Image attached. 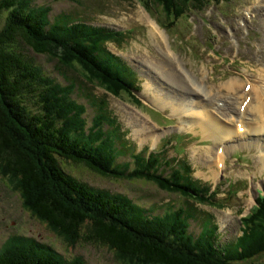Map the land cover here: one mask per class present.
I'll list each match as a JSON object with an SVG mask.
<instances>
[{"label":"trees","instance_id":"trees-1","mask_svg":"<svg viewBox=\"0 0 264 264\" xmlns=\"http://www.w3.org/2000/svg\"><path fill=\"white\" fill-rule=\"evenodd\" d=\"M143 1L148 6L159 4L178 19L189 11V3L204 7L214 0ZM33 3L0 0V165L22 183L29 211L55 228L66 244L107 246L132 264H264V196L241 219L242 235L218 243L217 228L209 220L200 223L197 234L191 232L190 220H201L196 210L155 214L127 196L89 185L66 169H84L111 181H145L196 203L209 204L215 195L191 179L185 161L169 163L165 153L135 152L104 96L86 94L94 112L87 126L86 108L74 97L79 82L136 99L135 73L105 48L107 41L122 35L81 20L70 22L71 16L52 21L48 7ZM200 11L194 7L189 13ZM38 55L55 59L58 69H69L82 80L62 71L63 84L58 82L35 62ZM22 135L30 146L23 144ZM127 154L130 161H120ZM29 184L41 193L35 200L25 189ZM0 264L86 263L80 257L66 260L32 238L11 237L0 248Z\"/></svg>","mask_w":264,"mask_h":264},{"label":"rangeland","instance_id":"rangeland-1","mask_svg":"<svg viewBox=\"0 0 264 264\" xmlns=\"http://www.w3.org/2000/svg\"><path fill=\"white\" fill-rule=\"evenodd\" d=\"M205 3L208 4L204 7L200 2L189 3L186 8L189 11L182 13V17L179 16L178 19L168 16L159 4L148 6L143 0H34L33 4L48 7L49 18L52 21L54 19L60 22L67 21V18L72 16L74 19L85 20L86 24L92 27L122 32L124 36L107 41L105 46L107 51L135 70L140 95L147 101L152 98L151 93L158 97L169 96L168 99L172 98L177 105L185 107L186 113L177 116L176 113H171L169 109L156 104L157 107H154L157 108L158 115L152 113L151 108L145 104L142 108L139 107L125 93H119L118 96L112 93L106 94L100 87H93L94 84L82 85L79 82L74 92L78 104L86 108L84 117L87 120V126H91L94 112L86 100V94L93 96L94 93L97 97L104 96L109 110L121 122L122 130L125 131L129 142L133 144L135 152L148 148V152L156 151L161 154L162 150H166L165 158L169 163L172 158L184 157L193 168L194 179L210 185L212 190L217 189L216 202L219 201L223 207L193 201H189V204L202 212L199 218L203 219L210 214L219 228H222L223 222L225 226H228L224 235L220 234L222 236H219V243L238 235L237 231L242 227L239 220L244 214H240L239 210L243 206L253 207L254 204L250 197L253 193L252 188H246L237 195L229 196L228 188L223 183L216 185L217 177L212 175L209 168L214 158L213 153L217 154L218 149L222 150V155L225 157L229 153V157L223 163V169L219 172L221 178L217 180L223 178V180L236 181L231 191L243 189L247 177H251L254 184L261 183L257 188H261L264 184V166L258 161V149L255 148L257 144L254 145L255 147L248 148H243L239 144L242 140L251 139L249 134L257 143V140H264V134L244 133L243 137L230 144L225 141L217 142L207 136L208 124H216L220 131L225 129L234 131L229 124H238L237 126L242 129L240 123H252L259 120V117L254 118L250 111L241 116L245 105L240 103L243 100L242 95L253 96V93L247 89L250 83H259L260 90L264 91V0H236L229 7L223 0ZM194 7H199L202 11L189 13ZM146 20L151 23V27L147 26ZM157 29L162 39L152 33ZM166 54L170 55L172 60ZM34 59L62 84L63 80L59 74L62 71L67 72V77L71 79L82 80L69 69H58L55 59H49L45 55L35 56ZM161 60L169 71L177 69L185 78V72H187L192 81L189 83L195 89L190 88L189 83L177 72H174V77L167 73L161 75ZM200 78H202L201 83ZM233 78L244 82L245 86L243 85L237 91L228 92L225 87ZM252 101L255 100L252 98ZM202 102L207 107L202 114L205 119L193 122L198 117L191 112ZM170 116H176L177 119L170 121L168 120ZM182 120L187 123L186 127L181 126ZM15 129L18 131L17 128ZM173 134L184 136L183 141L173 136V141H181L182 150L180 151L174 147V143L170 145L164 140L165 137H171ZM231 138L235 139L234 136ZM22 141L26 146H30L23 135ZM240 150H246L248 161L246 165L236 164V161L231 159L232 154ZM124 160H130L129 154L120 159V161ZM255 160L258 161L259 166L255 165ZM66 169L95 188L127 195L133 202L151 209L155 214L163 213L167 209L183 208L187 202L186 198L168 194L158 189L156 185L145 181H111L92 175L84 169L79 171L71 166ZM13 175L0 165V248L7 239L23 236L33 238L67 260L80 257L86 264H132L134 262L107 246L97 243L78 241L73 246L66 244L65 239L57 233L55 228L51 229L29 211L25 203V198L26 201L28 200L27 194L24 195L22 183ZM25 189L31 200H35L34 198L41 194L30 184L25 185ZM199 224L196 221L192 222L191 232L197 234L200 231ZM218 233H220L219 230ZM144 264L156 263L147 261Z\"/></svg>","mask_w":264,"mask_h":264},{"label":"bare ground","instance_id":"bare-ground-1","mask_svg":"<svg viewBox=\"0 0 264 264\" xmlns=\"http://www.w3.org/2000/svg\"><path fill=\"white\" fill-rule=\"evenodd\" d=\"M146 24H147L148 27H151L150 26L151 23L149 21H147V20H146ZM152 33H153V35L156 34L158 37H160L158 29L156 31H152ZM160 38L162 39V35H161ZM157 40H158V38H157ZM166 56L170 60H172L170 55L166 54ZM156 61H160V60H156ZM161 62H162V60H161ZM158 66H160V65L158 64ZM41 68L44 69L43 66ZM174 72H177L180 75V77H182V79L185 80L186 82H188V83L192 82L191 78H190V76H189V74L187 72H185V75H186V78H185V77H183V75L181 73H179V71L177 69L175 71H169V69L165 66L164 62H162V69H161V73H160L161 75L167 73L171 77H174ZM260 74H262V73H260ZM259 80L262 81L261 79H259ZM199 82L200 83L202 82V78H200ZM258 84L259 83H257V84L250 83L248 88L245 87V88L250 90V93H253V96L250 97L249 94L248 95L247 94L242 95L241 98H243V100L240 99L241 100L240 105H245L244 106V110H243V114L241 116H243L245 114V112L250 111L254 115V118L258 119V117H259V120L258 121L256 120V121L250 123V126L253 127L256 132L261 133V132H264V91L260 90V87H259L260 84L259 85ZM243 85L245 86L244 82H242V81H240V80H238L236 78H233L231 81H229V84L225 87V89L228 92L237 91ZM189 86H190V88H194L195 89V87L190 85V83H189ZM148 88L150 89L149 86H148ZM151 96H152V98L150 100H148V102L150 104H152L153 106H156V104H157V105H159L160 107H162L164 109H169L171 113H176L177 116H181L182 113L185 112V107L182 106V105H177L173 101L172 98L168 99V98H170L169 96L158 97L156 94L153 95L152 93H151ZM252 98L255 101H252ZM206 109H207V107L205 106V104L203 102L200 103L198 108L194 109L191 112V114H194V115H196L198 117V119L194 120L193 122H198L199 120H204L205 116H202V114H204ZM135 113H137V112H135ZM137 114L139 116H141L139 113H137ZM238 116H240L239 113H238ZM246 123H247V125L249 124V122H246ZM196 125L200 126L201 129H204L199 123H196ZM229 125H232L231 127H233V124H229ZM240 125L242 126L243 122L240 123ZM239 128H240V126H237L236 127L237 130L235 129L234 131H231V130H228V129L220 131L219 127L216 124H211V125L208 124V134H207V136L213 138L217 142L225 141L228 144V143L234 141V139L231 138L234 135L236 136L237 139H238V137H240V135H238L239 132H240L238 130ZM261 141L264 142V140H260V141H258V143L261 142ZM258 143H256V141L253 138H251V139H248V140H243L241 145L245 146V147H252V146H254L255 144H258ZM256 147H257V145H256ZM227 150H228V147H227ZM258 150L260 152L259 155H258V159L261 161L262 166H264V145H260L258 147ZM211 153H212V151H211ZM212 164H213V166L215 165L214 164V159H213ZM210 167H211V165H210ZM212 174L215 176L217 174V170L216 169L215 170L212 169ZM20 237H23V236H20ZM205 257H206V255H205Z\"/></svg>","mask_w":264,"mask_h":264}]
</instances>
